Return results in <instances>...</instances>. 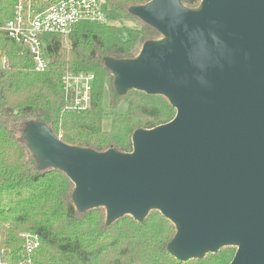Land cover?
I'll use <instances>...</instances> for the list:
<instances>
[{"label":"water","instance_id":"95a60500","mask_svg":"<svg viewBox=\"0 0 264 264\" xmlns=\"http://www.w3.org/2000/svg\"><path fill=\"white\" fill-rule=\"evenodd\" d=\"M181 0L131 7L168 37L137 58L108 59L119 92L168 96V123L141 129L133 151L66 144L43 123L25 137L41 168L64 170L79 210L104 206L108 222L158 209L177 226V258L238 245L230 264H264V0Z\"/></svg>","mask_w":264,"mask_h":264},{"label":"trees","instance_id":"16d2710c","mask_svg":"<svg viewBox=\"0 0 264 264\" xmlns=\"http://www.w3.org/2000/svg\"><path fill=\"white\" fill-rule=\"evenodd\" d=\"M46 6L56 0H40ZM152 0H103L110 14L107 24L85 21L75 24L67 37L46 34L50 62L35 69L30 52L0 31V53L9 65L0 67V250L3 259L17 264L23 253V232L40 236L34 252L38 264H230L235 250L219 248L201 258H177L169 243L176 224L159 210L144 219L127 214L108 222L104 206L79 210L74 202L75 183L58 168H41L26 137L29 122H40L68 145L97 152L133 151V136L170 122L177 108L162 93L137 88L119 92L108 59H131V39L117 37L112 25L117 15L131 17V7ZM19 0H0V25L14 16ZM194 9L202 0H181ZM41 3V4H42ZM139 31L141 41L155 39L156 28ZM152 27V28H151ZM94 73L90 106L85 111L67 109L62 76L66 71ZM110 94V110L104 96ZM125 111H119L120 104ZM111 128H103L105 116Z\"/></svg>","mask_w":264,"mask_h":264},{"label":"built area","instance_id":"2783aa9c","mask_svg":"<svg viewBox=\"0 0 264 264\" xmlns=\"http://www.w3.org/2000/svg\"><path fill=\"white\" fill-rule=\"evenodd\" d=\"M40 0H19L14 16L0 25V31L8 34L18 45L32 55L35 69L47 68L50 57L43 36L59 33L68 37L75 24L93 21L107 24L111 21L109 12L104 9L103 0H56L46 6ZM9 65L6 54L0 53V67ZM94 73L66 71L62 84L69 99L67 109L85 111L92 99ZM23 253L17 264H38L34 252L40 246V236L34 232H23ZM0 250V264H15L4 261Z\"/></svg>","mask_w":264,"mask_h":264},{"label":"rangeland","instance_id":"374dc122","mask_svg":"<svg viewBox=\"0 0 264 264\" xmlns=\"http://www.w3.org/2000/svg\"><path fill=\"white\" fill-rule=\"evenodd\" d=\"M202 2L198 5V7L191 9V10H199L202 6ZM112 25L114 24L115 28L117 29L118 27V32H117V37L121 40H128L130 39L129 37V30H135V34L133 35L132 39H131V43H132V58H137L138 56H140V54L142 53V50L144 48V45L146 44V42L141 41V37H140V33L139 31L145 28H150L149 23H147L146 21H144L143 19H141L140 17H138L137 15H135L134 13H132L131 17H124L122 15H117L116 19L112 20ZM117 26V27H116ZM152 26V25H151ZM154 27V26H152ZM151 27V28H152ZM155 28V27H154ZM157 29V28H156ZM158 30V29H157ZM158 36L153 39L152 41L154 42H165L168 40V37L163 34L161 31H159ZM65 43L68 44L69 40H67V38L65 39ZM114 79L116 81L117 76L114 73ZM104 107L105 110H110V94L108 92V90L105 92V96H104ZM119 111H125L126 110V104L122 103L119 105L118 107ZM103 128L106 130H109L111 128V119L110 117L107 115L105 116L104 120H103ZM152 210H158V209H152ZM223 249H229V251H234L236 252L238 245H225L222 246ZM221 248V247H220Z\"/></svg>","mask_w":264,"mask_h":264}]
</instances>
